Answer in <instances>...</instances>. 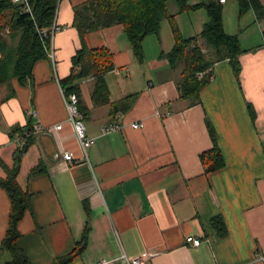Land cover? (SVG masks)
I'll list each match as a JSON object with an SVG mask.
<instances>
[{
  "label": "crops",
  "instance_id": "obj_1",
  "mask_svg": "<svg viewBox=\"0 0 264 264\" xmlns=\"http://www.w3.org/2000/svg\"><path fill=\"white\" fill-rule=\"evenodd\" d=\"M83 1H58L56 21L62 28L52 38L53 59L35 61L23 83L14 78L12 96L4 99L6 88L0 86V158L11 166L23 143L16 125L31 127L34 137L16 176L30 194V207L18 222V246L32 264H49L79 244L67 264H97L101 258L124 264L122 253L143 252L148 253L144 264H264V15L252 8L240 13L236 0L240 31L234 32L223 16L224 28L237 35L242 48L239 79L228 58L215 61L214 77L196 102L180 96L181 66L171 67L162 55L174 44L168 19L159 35L143 38L142 58L120 23L87 31V45H106L115 67L104 74L106 101L93 96L94 76L78 80L82 117L87 133L95 136L86 157L67 120L59 82L70 73L80 45L73 6ZM202 1L207 0H189ZM170 12L184 36L197 35L207 20L203 7ZM127 101L129 107L121 110ZM207 120L225 158L223 167L210 172L199 156L213 144ZM111 122L116 127L103 132ZM136 122L142 126L134 127ZM64 150L74 154L70 163L59 156ZM37 165L41 172L30 174ZM0 176H6L1 165ZM10 207L0 185V243ZM218 215L222 233L213 224ZM188 235L199 244L187 241ZM9 258L0 249V264Z\"/></svg>",
  "mask_w": 264,
  "mask_h": 264
},
{
  "label": "trees",
  "instance_id": "obj_2",
  "mask_svg": "<svg viewBox=\"0 0 264 264\" xmlns=\"http://www.w3.org/2000/svg\"><path fill=\"white\" fill-rule=\"evenodd\" d=\"M31 10L25 9V2L13 0H0V86H5L4 99L12 96L15 91L12 80L19 83L31 76L35 61L47 57L45 49L48 39L42 41L38 29L49 27L55 17L59 0H27ZM170 0H86L73 6V26L77 29L80 45L71 58L70 73L59 80L65 93L76 92L78 95V108L83 115L78 80L87 76L96 79L93 96L106 101L108 88L104 78L107 71L114 69L113 56L106 45L90 47L85 41V33L114 23H120L127 35L134 54L142 58V40L147 35H159L161 24L168 19L174 37L173 46L162 52L171 67L181 66V78L178 84L179 94L189 98L191 102L200 99L201 89L210 81L208 74L212 71L215 61L228 58L237 79L240 74V61L238 55L242 52L236 34L228 33L223 23V3L219 0H207L190 3L189 0H173L178 11L203 7L207 13V20L203 23L197 35L184 36L175 19V13L168 10ZM239 11L243 13L249 8L255 11L258 17L264 15V6L260 0H237ZM202 38L206 49L199 43ZM212 53V56L209 54ZM212 69V68H211ZM206 71L202 76L197 72ZM130 101L124 103L121 110H126ZM246 106L254 116V107L250 101ZM117 110L116 103L112 105ZM212 139V146L200 153V159L205 171L217 170L225 165L223 152L217 141L216 131L210 121H206ZM29 126L16 125L14 130L19 136L24 131H31ZM34 140L32 133L24 138L22 145H18L13 153V163L8 166L1 158L0 165L6 171V176H0V185L6 190L10 198L9 220L0 249L7 250L10 258L6 264H32L26 253L18 246L17 238L20 236L18 222L26 208L30 207V194L24 190L17 181L22 154L27 146ZM40 166L30 170V174L41 172ZM213 224L224 230L221 216L213 217ZM87 228H85L81 243L85 241ZM82 245H77L71 251L59 255L49 264H67L80 251Z\"/></svg>",
  "mask_w": 264,
  "mask_h": 264
},
{
  "label": "built area",
  "instance_id": "obj_3",
  "mask_svg": "<svg viewBox=\"0 0 264 264\" xmlns=\"http://www.w3.org/2000/svg\"><path fill=\"white\" fill-rule=\"evenodd\" d=\"M15 2H25V9L30 11V5L28 3L27 0H13ZM220 2H225L226 0H219ZM56 13H57V8H56V12H55V17L51 23V25L49 27H42L38 29L39 35L42 39V41H45L46 39H48V43L45 46L46 52H47V56L51 57V59H53L54 57V50H53V45H52V38L53 35L55 34V32L59 31L62 27L61 25L58 24V22L56 21ZM216 62H214L213 67L210 68V70L212 71L210 74H208V79L211 80L214 77V66H215ZM206 71H199L197 72L198 76H202ZM63 88H61L62 90ZM63 91V99H64V103H65V107H66V111H67V120L70 122V124L73 127L74 130V134L78 140L79 146L81 148V150L83 151L84 156H86V149L88 146H90L91 144L94 143L95 141V136L89 135L87 133V128H86V124L83 120L82 114L78 108V95L76 92L72 91L69 93H65L64 90ZM132 125L134 127H140L142 126L141 122H136V123H132ZM56 128H60L61 127V123L57 124L55 126ZM116 127V123L111 122L108 124H104L102 126V131H108L110 129H113ZM35 129H40L39 126L35 125L34 126V130ZM30 134V131H24L23 135H21L19 138L21 141H24V138L27 137ZM59 156L68 161L69 163L72 161V159L74 158V154L72 151L70 150H64L62 151ZM87 157V156H86ZM187 241L192 242L193 244L197 245L200 242L199 238H196L192 235H188L186 237ZM121 257L124 260V264H144L147 257H148V253L147 252H143L139 255H135V256H128L126 255V253H122ZM258 258H263V255L261 254H257ZM109 260L105 259V258H101L97 261V264H108Z\"/></svg>",
  "mask_w": 264,
  "mask_h": 264
},
{
  "label": "rangeland",
  "instance_id": "obj_4",
  "mask_svg": "<svg viewBox=\"0 0 264 264\" xmlns=\"http://www.w3.org/2000/svg\"><path fill=\"white\" fill-rule=\"evenodd\" d=\"M236 5H237V1L236 0H227L226 3L223 4V6H224V15L223 16H224V20H225V26H226V29L228 31H230V32H234L236 30L240 31L237 28V26H238V17H237V11L235 9ZM176 7H177L176 3L173 0H170L169 4H168V10L169 11L175 10ZM201 11H204V10L202 9ZM197 15L198 14H196V16ZM182 19H183V23H185L187 26H189V24L187 22L186 14H184ZM163 21H164L163 23H165V19ZM243 21H244V18H243ZM165 25H166V27H168L167 24H165ZM242 25H243V22H242ZM241 32H242V30H241ZM247 40H251V39H247ZM201 45L203 46L204 49L207 48L206 47L207 45H206L205 41L202 42Z\"/></svg>",
  "mask_w": 264,
  "mask_h": 264
}]
</instances>
